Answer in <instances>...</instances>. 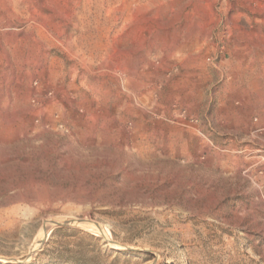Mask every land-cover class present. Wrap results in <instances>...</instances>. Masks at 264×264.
Returning <instances> with one entry per match:
<instances>
[{
	"label": "rangeland",
	"instance_id": "374dc122",
	"mask_svg": "<svg viewBox=\"0 0 264 264\" xmlns=\"http://www.w3.org/2000/svg\"><path fill=\"white\" fill-rule=\"evenodd\" d=\"M65 248L264 264V0H0V264Z\"/></svg>",
	"mask_w": 264,
	"mask_h": 264
},
{
	"label": "trees",
	"instance_id": "16d2710c",
	"mask_svg": "<svg viewBox=\"0 0 264 264\" xmlns=\"http://www.w3.org/2000/svg\"><path fill=\"white\" fill-rule=\"evenodd\" d=\"M56 236H61L64 239L72 238V239L79 240V241H81L82 238H86L90 242L94 243V245H92V247H91L92 252L96 251L97 243L99 241L92 234L82 232L79 229H68V228H63V227L55 228L54 230H52V232L50 234V239H53ZM51 241L52 240H49V243ZM49 243H47V244H49ZM48 252L49 251L47 249H44L40 255L45 256ZM50 255L51 256L49 258L51 260L59 261L61 263L95 264L91 259H86L85 256H83L81 254V249L74 251L70 248H65L63 251H60V252H51ZM21 264H27V263H21Z\"/></svg>",
	"mask_w": 264,
	"mask_h": 264
},
{
	"label": "water",
	"instance_id": "95a60500",
	"mask_svg": "<svg viewBox=\"0 0 264 264\" xmlns=\"http://www.w3.org/2000/svg\"><path fill=\"white\" fill-rule=\"evenodd\" d=\"M85 223H88L86 222L85 220H82V219H79V220H75V221H66V222H62V223H59V222H53L52 224L55 226V227H61V226H68V225H71V224H75V225H83ZM93 226L100 232L102 233V230L101 228L99 227V225L97 223H92ZM112 243V242H111ZM114 244V243H112Z\"/></svg>",
	"mask_w": 264,
	"mask_h": 264
},
{
	"label": "bare ground",
	"instance_id": "6f19581e",
	"mask_svg": "<svg viewBox=\"0 0 264 264\" xmlns=\"http://www.w3.org/2000/svg\"><path fill=\"white\" fill-rule=\"evenodd\" d=\"M52 230H53L52 228H50L49 230H47V232L45 233V236H44L45 240H46L47 237L50 236ZM106 234H107L108 236L110 235V233H109L108 231L106 232ZM21 263H26V261H13V262H12V264H21Z\"/></svg>",
	"mask_w": 264,
	"mask_h": 264
}]
</instances>
